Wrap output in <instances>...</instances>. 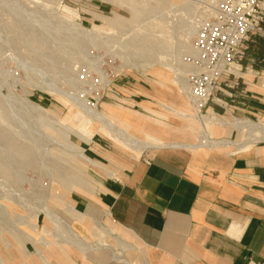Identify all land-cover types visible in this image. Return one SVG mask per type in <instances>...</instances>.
Returning a JSON list of instances; mask_svg holds the SVG:
<instances>
[{
  "label": "crops",
  "instance_id": "obj_1",
  "mask_svg": "<svg viewBox=\"0 0 264 264\" xmlns=\"http://www.w3.org/2000/svg\"><path fill=\"white\" fill-rule=\"evenodd\" d=\"M240 70L203 111L208 122L195 112L184 117L191 105L179 108L183 94L153 74L130 71L113 81L99 112L149 146L137 150L105 128L80 143L71 135L102 181L60 200L62 219L90 240L47 250L25 244L26 259L16 264H264V140L232 127H264V36L247 43ZM45 103L69 125L82 121L63 97ZM168 113L192 122L194 133L174 129ZM202 133L214 144H202Z\"/></svg>",
  "mask_w": 264,
  "mask_h": 264
},
{
  "label": "rangeland",
  "instance_id": "obj_2",
  "mask_svg": "<svg viewBox=\"0 0 264 264\" xmlns=\"http://www.w3.org/2000/svg\"><path fill=\"white\" fill-rule=\"evenodd\" d=\"M219 1L0 0V264L26 259L25 244L43 250L48 244L73 247L44 214L51 210L63 218L60 200L67 203L68 195L79 191L75 187L90 186L92 178L102 181L93 166L70 153L58 132L60 123L73 128L69 141L80 146L86 140L77 143L70 136L77 137L91 120L80 122L77 116L78 123L69 125L48 110L45 100L64 96L73 103L71 95L96 104L99 112V75L113 82L138 71L181 92L184 101L178 107H188L183 88L192 69L187 60L192 31ZM136 64L148 69L142 72ZM168 115L174 129L194 133L192 122ZM91 129L97 132L99 125L93 123ZM99 235L107 239L103 232ZM89 238L80 237L84 243Z\"/></svg>",
  "mask_w": 264,
  "mask_h": 264
},
{
  "label": "built area",
  "instance_id": "obj_3",
  "mask_svg": "<svg viewBox=\"0 0 264 264\" xmlns=\"http://www.w3.org/2000/svg\"><path fill=\"white\" fill-rule=\"evenodd\" d=\"M263 25L264 0H220L210 17L198 21L187 56L192 69L186 76L188 100L198 115L223 83L241 75L247 43L255 35L264 36ZM96 82L102 86V100L112 82L103 84L102 73Z\"/></svg>",
  "mask_w": 264,
  "mask_h": 264
},
{
  "label": "bare ground",
  "instance_id": "obj_4",
  "mask_svg": "<svg viewBox=\"0 0 264 264\" xmlns=\"http://www.w3.org/2000/svg\"><path fill=\"white\" fill-rule=\"evenodd\" d=\"M194 33H195V31H192V34H194ZM133 66L134 67H140L141 68L140 70L142 72H145L148 69V68L143 67V66L141 67L140 64H138V65L136 64V65H133ZM151 67H153V66H151ZM103 74L104 73H102V82H103V84H105V83L107 84L109 82V79H106L107 77L105 78L103 76ZM183 93L185 94V97L188 100L189 94H188V86L187 85L184 86ZM70 96H67V97L82 112L83 121H85L87 119L91 120V124L84 123L83 126H82L83 130L78 132V133H76V136L78 137L79 140L85 139V140L89 141V139H91L92 136L94 135V131L91 129V126H92L93 123H97L99 125V129L100 130L102 128H105V129L109 130L116 138L121 139L122 141H124L125 143L131 145L132 147H135L137 150H142V149L146 148L147 146H149V145L142 144V143H140V142H138L136 140H133L130 137H128L126 134H124L121 130H119L117 128V126L114 123V121L104 118L101 114H99L96 111V109H97L96 104L91 103L89 100H88V102L81 103L74 96L73 97H70ZM84 97H82V98H84ZM78 98L80 99V97H78ZM188 102H189V100H188ZM191 107H192V105H191ZM38 108H40V107H38ZM40 109H41V111H44L43 108H40ZM37 112H39V111H37ZM182 115L184 117L188 116V117H191V118L194 116V115L192 116V115L187 114V113H183ZM195 115L198 118H200V120H204L205 122H208L209 118L207 119V117H205V116L203 117L201 115H198L197 112H195ZM79 118H81V117L79 116ZM242 124L243 125L232 124V127L236 128V129H239L241 131H245V129H247L249 131V133H251L250 134L251 137H252L251 140L253 142L264 140V127L262 125L256 124V123H251V122H243ZM244 124H245V126H244ZM60 126L61 127L58 129V132L61 134V138H62L63 142L67 145L68 149L70 150V153L71 154H76L77 158L80 160V162L86 163V164H91V165L95 166V164L92 161H90L88 158H86V156L83 154V151L80 148V146H78V145H76L74 143L72 144L69 141V135L72 134V133H75L73 128L66 126L64 123H60ZM202 134H203L202 144L210 145V146L214 144L206 137V135H205L206 133H202ZM217 144H218V142H217ZM49 212H47V214H44L47 217L48 223L51 224L52 227L53 226L56 227V228H60L61 227L63 232L68 236V238L70 240H72V243H74L75 245H81V240H79L78 236L74 233V231H72L69 228V226L66 224V221L64 219H62V218L55 217L54 214H51V212L50 213Z\"/></svg>",
  "mask_w": 264,
  "mask_h": 264
}]
</instances>
